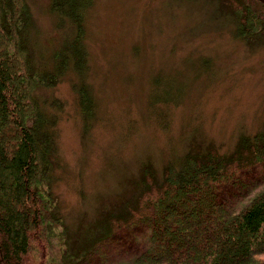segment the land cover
Masks as SVG:
<instances>
[{
    "label": "trees",
    "instance_id": "1",
    "mask_svg": "<svg viewBox=\"0 0 264 264\" xmlns=\"http://www.w3.org/2000/svg\"><path fill=\"white\" fill-rule=\"evenodd\" d=\"M218 1L238 37L264 38L263 4ZM90 2L49 1L57 39L47 51L36 48L27 0H0V264H49L52 232L65 228L52 189L59 102L40 92L72 72L81 118L91 116ZM132 181L130 194L101 210L99 229L59 264H264V119L228 151L187 149L159 176L145 162Z\"/></svg>",
    "mask_w": 264,
    "mask_h": 264
},
{
    "label": "rangeland",
    "instance_id": "2",
    "mask_svg": "<svg viewBox=\"0 0 264 264\" xmlns=\"http://www.w3.org/2000/svg\"><path fill=\"white\" fill-rule=\"evenodd\" d=\"M49 1L27 0L37 50L57 39ZM234 27L218 0H91V116L81 118L72 72L40 92L59 102L52 189L65 228L52 232L49 264L89 240L101 210L130 194L143 163L159 176L187 149L228 151L239 133L262 125L264 38L247 42Z\"/></svg>",
    "mask_w": 264,
    "mask_h": 264
},
{
    "label": "water",
    "instance_id": "3",
    "mask_svg": "<svg viewBox=\"0 0 264 264\" xmlns=\"http://www.w3.org/2000/svg\"><path fill=\"white\" fill-rule=\"evenodd\" d=\"M257 1H259L261 4L264 5V0H257Z\"/></svg>",
    "mask_w": 264,
    "mask_h": 264
}]
</instances>
